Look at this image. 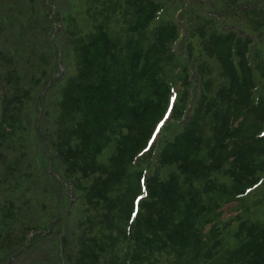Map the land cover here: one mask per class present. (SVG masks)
Masks as SVG:
<instances>
[{"label":"trees","instance_id":"obj_1","mask_svg":"<svg viewBox=\"0 0 264 264\" xmlns=\"http://www.w3.org/2000/svg\"><path fill=\"white\" fill-rule=\"evenodd\" d=\"M263 158L264 0H0V264H264Z\"/></svg>","mask_w":264,"mask_h":264},{"label":"rangeland","instance_id":"obj_2","mask_svg":"<svg viewBox=\"0 0 264 264\" xmlns=\"http://www.w3.org/2000/svg\"><path fill=\"white\" fill-rule=\"evenodd\" d=\"M176 74L177 73H174V72L167 74V79H168V82L172 90V98H171L172 105L178 101V96H179V87H178V83L176 80ZM262 86H263L262 83L259 82L257 85L256 93H255L256 98L262 92L261 91ZM167 174L168 173L165 172L164 176L166 177ZM260 177H261V185L259 187L251 191L245 197L240 198L237 202H235L236 205L233 204V205L226 206L224 208L225 218L231 217V220H232V217H236V215L240 213L246 219H249L252 221H259V222L263 221L264 212L262 213V217L260 213L264 210L263 201H262V198L264 197V173H262ZM237 226L238 225L236 223L233 226L232 230H235Z\"/></svg>","mask_w":264,"mask_h":264}]
</instances>
